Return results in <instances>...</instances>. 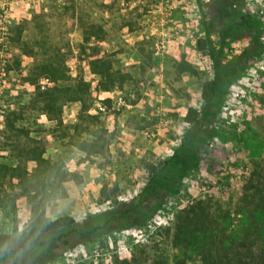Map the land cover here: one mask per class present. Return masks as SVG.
Listing matches in <instances>:
<instances>
[{
	"label": "rangeland",
	"instance_id": "374dc122",
	"mask_svg": "<svg viewBox=\"0 0 264 264\" xmlns=\"http://www.w3.org/2000/svg\"><path fill=\"white\" fill-rule=\"evenodd\" d=\"M231 1L0 0V264H264V76L256 30L219 12ZM210 53L229 77L197 127ZM98 57L119 86L99 84ZM182 149L197 159L168 190L155 171ZM36 155L78 182L60 196ZM60 216L70 234L33 243Z\"/></svg>",
	"mask_w": 264,
	"mask_h": 264
},
{
	"label": "trees",
	"instance_id": "16d2710c",
	"mask_svg": "<svg viewBox=\"0 0 264 264\" xmlns=\"http://www.w3.org/2000/svg\"><path fill=\"white\" fill-rule=\"evenodd\" d=\"M230 4H226V7H229ZM224 7L219 8L220 11H224ZM227 10V9H226ZM250 30H253L255 27L253 25H247ZM204 33L207 34L209 33V28L207 26H203ZM256 40V37H255ZM205 43H207V46L210 50V39L207 37L205 40ZM210 59L213 65V79L209 82L206 83L205 87H203L202 92H201V98L205 102V110H203L201 113H198L194 111L193 109L190 110V113L185 116V120L189 122L192 125H196L197 127H201L203 125V120L204 118H209L210 113L208 109H211L215 111L216 109H219L218 103L215 102V99L218 97L217 92L221 85L224 83L225 79L228 78L229 76L227 74H220L217 66V55L214 53H210ZM91 70L98 76V82L100 85L105 86V87H113V86H119L120 83L122 82L121 78L124 75H120L118 78L117 75L114 73L113 70L109 68L108 61L104 59L103 57H98L95 59L91 60ZM244 70V63L242 61L236 63L230 70L229 72L234 73L235 75H238ZM69 99L73 100H80V97L78 95V91L76 89L73 90V95ZM209 106V107H208ZM210 110V111H211ZM211 111V112H213ZM211 135V133L209 134ZM179 152H176V158H177V164L175 167L172 169H167L165 167H161L159 170L155 171V178L158 179L159 181L162 180L164 181V185L168 190L175 189V187L169 186L170 184V175H168L167 172L170 170L176 173H180L184 167V165L187 163H190V161H196V157H194L191 153L185 151V150H178ZM33 161L35 162V167L33 169V173H36L40 170V167H42V171L44 172V183L45 186L48 185L49 188H55L60 192V196H63L65 194L64 188L61 186V183L67 181V180H72L74 182H78L79 180V175L73 171H68L63 169L60 165L54 162H49L48 160L40 157L39 155H36L33 158ZM165 165H167V161H164ZM172 172V173H173ZM53 178V179H52ZM56 180V183H55ZM53 181V182H52ZM58 184V185H57ZM157 184V183H156ZM50 190V191H53ZM46 190V189H44ZM55 190V189H54ZM131 209H127L125 212H129ZM121 217V216H120ZM120 217L118 216L116 219L121 221ZM200 219H196L195 223H198ZM71 222V219L69 217H64L60 216L55 218L54 220L43 223L42 225H39V228L37 230L33 229L29 231V236H31L33 243H36L37 241L40 240V235L41 236H46V234H55L54 240H59L58 238L60 237H66L68 234H70V231L64 232L62 234L61 230H63L64 227L68 226ZM194 223V224H195ZM128 223L126 222H119L116 225L119 227H125ZM196 225V224H195ZM202 225V224H200ZM197 226V225H196ZM250 258V255H246ZM239 261L233 262L231 261H223L221 264H238Z\"/></svg>",
	"mask_w": 264,
	"mask_h": 264
},
{
	"label": "built area",
	"instance_id": "2783aa9c",
	"mask_svg": "<svg viewBox=\"0 0 264 264\" xmlns=\"http://www.w3.org/2000/svg\"><path fill=\"white\" fill-rule=\"evenodd\" d=\"M239 13L243 22L246 25H253L256 30L257 49L254 54L252 71L254 72L253 78L264 76V0H238ZM248 88L237 89L233 92L235 98H246ZM144 135L149 133L144 131Z\"/></svg>",
	"mask_w": 264,
	"mask_h": 264
},
{
	"label": "flooded vegetation",
	"instance_id": "af4514ba",
	"mask_svg": "<svg viewBox=\"0 0 264 264\" xmlns=\"http://www.w3.org/2000/svg\"><path fill=\"white\" fill-rule=\"evenodd\" d=\"M230 4V6L229 7H226L225 6V10L224 11H222V12H225V11H233V12H237V19L235 20V22H234V24H240V25H245V26H247L244 22H243V20H242V17H241V15H240V13H239V2H238V0H232L231 1V3H229ZM227 9V10H226Z\"/></svg>",
	"mask_w": 264,
	"mask_h": 264
}]
</instances>
